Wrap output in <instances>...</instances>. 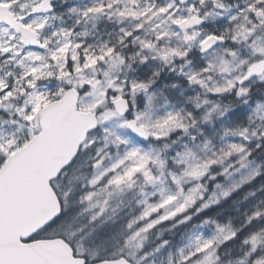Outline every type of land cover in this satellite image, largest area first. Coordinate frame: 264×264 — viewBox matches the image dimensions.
<instances>
[{"label":"snow or ice","instance_id":"obj_1","mask_svg":"<svg viewBox=\"0 0 264 264\" xmlns=\"http://www.w3.org/2000/svg\"><path fill=\"white\" fill-rule=\"evenodd\" d=\"M262 190L264 0H0V264H264Z\"/></svg>","mask_w":264,"mask_h":264},{"label":"clouds","instance_id":"obj_2","mask_svg":"<svg viewBox=\"0 0 264 264\" xmlns=\"http://www.w3.org/2000/svg\"><path fill=\"white\" fill-rule=\"evenodd\" d=\"M134 71H139V68L138 67L134 68ZM157 71L160 73V77H165V78L161 79L160 77H156L154 79V83L151 86V90L163 92V94L165 96H167L170 101H172L174 103L178 102L177 98L172 95V93L176 92V89H172L170 87H167V85H170L171 83L174 82V81L166 78V77H170L172 75V73L168 72L166 69H164L162 67H152V68L145 69V71H144L145 78H151L153 72H157ZM187 95H195V93L194 92L187 93ZM180 99L182 100L183 98H180ZM219 102L221 104L229 103V101H227V100H220ZM254 102L255 101H253V103ZM234 198H236V197H234ZM228 206L230 207V214L231 215H233V213H235L234 216L238 215V212L236 210V205H232L231 201H228Z\"/></svg>","mask_w":264,"mask_h":264},{"label":"trees","instance_id":"obj_3","mask_svg":"<svg viewBox=\"0 0 264 264\" xmlns=\"http://www.w3.org/2000/svg\"><path fill=\"white\" fill-rule=\"evenodd\" d=\"M255 188H259V183L256 184ZM255 188H253L252 190L255 191ZM248 190H249V189H248V186H247V185L244 186L243 191H241L240 194H239V196L236 197V198L240 201V203L236 205V210H237V209H238L239 211H244V210H245V208H246L248 202L244 200V193H245L246 191H248ZM262 191H264V190H262ZM261 194H262V192H260V191L257 192V196H261ZM234 196H235V194H234ZM249 199H252V198H249ZM234 214H235V213H233V215H234Z\"/></svg>","mask_w":264,"mask_h":264}]
</instances>
